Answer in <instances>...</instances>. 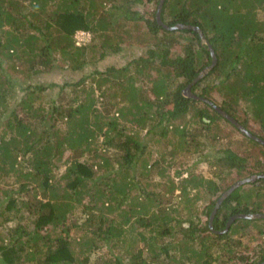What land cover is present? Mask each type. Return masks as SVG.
Returning a JSON list of instances; mask_svg holds the SVG:
<instances>
[{
  "label": "trees",
  "instance_id": "obj_1",
  "mask_svg": "<svg viewBox=\"0 0 264 264\" xmlns=\"http://www.w3.org/2000/svg\"><path fill=\"white\" fill-rule=\"evenodd\" d=\"M154 1L159 9L161 0H0V183L13 179L20 186L0 191V264H93L91 253L100 249L91 244L95 239L104 245L110 239L122 253L95 264H125L127 258L128 264H148L140 243L154 264L161 256L167 264H213L223 240L229 248L237 220L223 235L191 220L198 193L190 192L202 180L170 187L171 193L181 191L177 206L164 205L148 190L158 165H151L148 143L173 147L171 155L190 143L197 148L191 125L210 130L222 118L184 95L213 62L201 35L217 63L191 93L214 105L219 94L222 111L238 121L242 109L238 122L247 128L253 120L264 131V0H165L162 22L190 27L181 30L161 25L157 8L149 16L135 8ZM142 26L145 38L133 32ZM81 33L91 39L78 41ZM149 40L147 54L121 69L95 70L63 84L44 81L83 72L124 45ZM175 48L182 53L173 56ZM217 163L241 172L247 162L226 150ZM62 168L63 187L57 178ZM206 184L212 193L219 190ZM236 192L221 204L215 229L238 214L259 213ZM76 207L86 217L82 225L69 218ZM197 232L206 235L197 238ZM261 251L253 264L264 263Z\"/></svg>",
  "mask_w": 264,
  "mask_h": 264
},
{
  "label": "rangeland",
  "instance_id": "obj_2",
  "mask_svg": "<svg viewBox=\"0 0 264 264\" xmlns=\"http://www.w3.org/2000/svg\"><path fill=\"white\" fill-rule=\"evenodd\" d=\"M146 3V0H145ZM158 3L155 1L151 4H138L135 8L141 12L142 14L152 13L156 8L158 9ZM160 5V4H159ZM259 18H264V12L259 11ZM133 32L138 36L139 34H143L145 38L146 28L142 26V28H133ZM81 38V39H80ZM76 39L78 41L87 42L91 39L90 34H86L84 36L76 35ZM184 43L186 41L182 40ZM152 42V40H151ZM150 43V40L148 41ZM150 44L132 42L131 44L124 45L123 50L119 54H110L105 59L97 63L96 65L88 66L83 72H66V77L58 78H47L44 79L46 82H56L63 84L65 80L76 81L81 77L91 74L95 70L104 72L109 68L121 69L126 67L130 62L134 59L145 56L149 50ZM203 44H206V40L203 41ZM151 47V46H150ZM182 53L180 48L173 49V56H177ZM207 69V68H206ZM205 69V70H206ZM204 70V71H205ZM200 91V90H198ZM99 94L96 86V95ZM222 97L219 94H214V102H216V106L222 102ZM203 108L204 105L200 104ZM114 106L110 105L109 110H113ZM211 115H215L213 112H210ZM238 118L240 122L244 117V111L241 109L238 113ZM217 118L216 125L212 127V129L208 130L202 125H191L190 130L191 136L193 134V138L200 141L198 147L195 148V144L187 147L184 152L175 153L174 155L169 154L173 147L168 146L167 144H157V143H148L149 150L151 151V165L157 162L158 165L155 168H152V171L149 175V181L151 182V187H148V190H154L158 195L161 202L166 206H177L180 204V190L178 188L175 189L173 193L169 191L170 187L173 185L180 186L184 180H194L195 184H198L200 180L203 181V186L198 189H192L190 195H196L198 193V198L196 199L194 208H193V216L191 220L197 222L201 225L206 223L207 215L206 207L212 206V203L218 199L220 195L225 193L228 187H232L237 182L244 180L246 178H251L254 176H258L259 173H263L264 175V145L260 143H255L250 141L245 134L235 128L232 124L227 122L222 118ZM124 121L121 122V124ZM244 127V126H243ZM245 128V127H244ZM251 134L257 136L259 138H264V131L261 129L260 125L253 120L249 121L247 128ZM207 135V136H206ZM191 141V140H190ZM197 143V142H196ZM183 145L181 146V148ZM226 150H231L236 153L239 157L246 159V169L239 172L236 169H230L227 166L224 167L221 163H217V161L224 156V152ZM69 154H67L68 156ZM65 168H62L59 171V175L57 178L62 181L61 186H64L65 180L60 177L63 174ZM162 172V174H161ZM251 173V174H250ZM262 175V174H261ZM207 181H212L216 183V186L219 188L217 192H210L207 189ZM256 181L254 183H249L238 188L236 196L241 197L242 204H249V208L256 209L259 213L264 214V181ZM258 182V183H257ZM7 183H0V191L4 189H18L20 186L14 184V180L10 179ZM230 187V188H231ZM257 188V189H256ZM258 188H261V195L257 197ZM35 192L31 194L33 196ZM234 195V196H235ZM187 213H184V217H186ZM69 218L71 222L78 223V225H82L85 221L86 217L84 216L81 208H75L69 214ZM188 218V217H187ZM14 222H11L9 226H13ZM187 224H185L186 226ZM243 225L244 228H243ZM131 225H129L130 227ZM237 232L232 234V241L229 242V248L223 247L226 240L222 241V245L220 248H217L213 251V264H253V262H257L261 256V250H264V236L260 234V229L264 230V219H254L250 221L237 220L236 226ZM60 230H57L59 232ZM116 231L114 232V237H116ZM205 233L197 232L196 237H203ZM88 240L93 239V236L89 234ZM72 238H77V233L72 234ZM111 240L107 242V245H104L101 241L95 239L91 241V244H95V246H99L100 249L96 251H92L91 253V262L93 264L97 262L108 261L111 258L118 256L119 251L114 250L111 246ZM196 243V242H195ZM139 247L144 251V258L147 260L148 264H154L150 262L151 256L150 252L147 249V245L140 243ZM76 253L80 254L81 247L79 244L74 245ZM228 249H231L228 251ZM122 254V253H120ZM177 256H181L180 253L176 254ZM130 258L125 259V264L130 263ZM179 262V261H178ZM178 262H174L172 264H180ZM185 264H191V262H184ZM156 264H167L164 260V256H161Z\"/></svg>",
  "mask_w": 264,
  "mask_h": 264
},
{
  "label": "water",
  "instance_id": "obj_3",
  "mask_svg": "<svg viewBox=\"0 0 264 264\" xmlns=\"http://www.w3.org/2000/svg\"><path fill=\"white\" fill-rule=\"evenodd\" d=\"M165 0H161L160 5H159V9H158V13H157V19L158 22L163 25L166 29L169 30H181V29H185V28H190V27H185L183 25H177L175 27H168L167 25H165L162 20H161V10L163 7ZM195 30L199 31V29L195 28ZM200 32V31H199ZM201 34V33H200ZM202 37V41H205V37L203 35H201ZM207 46H208V50L211 52L212 58H213V62L212 65L207 68L205 71H203L200 76L193 82V84H195L197 81L201 80L203 77H205L210 70H212L214 68V66L217 63V59H216V55L212 49V47L210 46L209 42H206ZM191 84L185 91H184V95L186 96H191ZM195 99H200L198 97H195ZM205 101H208L206 99H204ZM210 103V102H209ZM223 117H225L226 119H228L231 123H233L236 127H238L241 132L243 134H245L246 136H248L249 138L253 139L254 141L263 144L264 145V140L260 139L257 136H254L253 134H251L248 130H246L242 125H240L236 120H234L232 117H230L228 114H226L224 111H222L220 108L217 109V107H214ZM264 178V175H258V176H254L251 178H246L244 180H241L239 182H237L236 184H234L231 188H229V190H227L222 196L221 198L218 200L216 208L214 209L213 215L211 217V224H212V220L214 217V214L217 212L218 208L221 206V204L238 188H240L241 186L245 185V184H249V183H254L259 179ZM240 219H246V220H254V219H264V214L263 213H253V214H238L234 217H232L227 226L226 229L222 232V233H227L231 227V225L233 224V222H235L236 220H240ZM212 226V225H211ZM264 264V263H263Z\"/></svg>",
  "mask_w": 264,
  "mask_h": 264
},
{
  "label": "flooded vegetation",
  "instance_id": "obj_4",
  "mask_svg": "<svg viewBox=\"0 0 264 264\" xmlns=\"http://www.w3.org/2000/svg\"><path fill=\"white\" fill-rule=\"evenodd\" d=\"M185 91V90H184ZM192 92V91H191ZM192 95L191 96H186V97H188V98H193V99H195V97H198V96H196V95H194L193 93H191ZM198 98H200V99H195V100H197L198 102H201V103H206V104H208L209 106H211L212 107V109L213 110H215L220 116H222L214 107H217V109L219 108L218 106H216V105H214L211 101H205L204 99L205 98H202V97H198ZM207 100V99H206ZM210 102V103H209ZM231 117V116H230ZM222 119H224V120H226L227 122H229L230 124H232L233 126H235L233 123H231L228 119H226L225 117H223L222 116ZM235 120V119H234ZM238 122V121H237ZM239 123V122H238ZM240 125H241V123H239ZM235 128H237L239 131H241L238 127H236L235 126ZM180 194H181V192H180ZM224 194V193H223ZM222 194V195H223ZM222 195H220L219 197H218V199H220L221 198V196ZM217 205V204H216ZM216 205H214V207L212 208V210H211V214L208 216H206L207 217V219H206V223L205 224H203V225H201V224H199V223H197V222H195V227H197L198 229H202V228H205L206 226H208L211 230H212V232L214 233V234H216V235H223L224 233H222L225 229H226V226H227V224H228V222H227V224L222 228V229H215V225H214V222H215V218H216V215H217V213H218V210H219V208L221 207H219L218 208V210H217V212L214 214V217H213V220H212V224H211V217H212V215H213V212H214V209L216 208ZM207 208V207H206ZM206 212H207V210H206ZM205 213V212H204ZM231 219V218H230ZM212 225V226H211ZM220 227V226H219ZM231 228V227H230ZM228 233V232H227Z\"/></svg>",
  "mask_w": 264,
  "mask_h": 264
},
{
  "label": "built area",
  "instance_id": "obj_5",
  "mask_svg": "<svg viewBox=\"0 0 264 264\" xmlns=\"http://www.w3.org/2000/svg\"><path fill=\"white\" fill-rule=\"evenodd\" d=\"M80 35H81V36H84L85 34H84V33H81ZM80 39H81V38H80Z\"/></svg>",
  "mask_w": 264,
  "mask_h": 264
}]
</instances>
